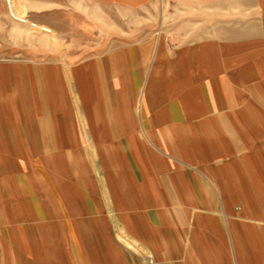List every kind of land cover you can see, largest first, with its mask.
Listing matches in <instances>:
<instances>
[{
  "label": "crops",
  "instance_id": "obj_1",
  "mask_svg": "<svg viewBox=\"0 0 264 264\" xmlns=\"http://www.w3.org/2000/svg\"><path fill=\"white\" fill-rule=\"evenodd\" d=\"M190 4L164 42L0 61V264H264V0Z\"/></svg>",
  "mask_w": 264,
  "mask_h": 264
},
{
  "label": "rangeland",
  "instance_id": "obj_2",
  "mask_svg": "<svg viewBox=\"0 0 264 264\" xmlns=\"http://www.w3.org/2000/svg\"><path fill=\"white\" fill-rule=\"evenodd\" d=\"M166 1L162 9L159 0H152L151 8L130 11L95 9L94 0H0V61L75 62L83 55L137 43L148 36L152 41L170 40L187 28L174 25L175 17L190 14V10L184 14L178 6L191 4L190 0ZM159 17L168 20L160 25ZM7 252L10 258L11 251ZM130 252L135 264H145L140 256L143 251L134 247ZM44 253L43 261L37 258L39 264L57 258L50 250ZM146 260L155 264L149 254Z\"/></svg>",
  "mask_w": 264,
  "mask_h": 264
},
{
  "label": "bare ground",
  "instance_id": "obj_3",
  "mask_svg": "<svg viewBox=\"0 0 264 264\" xmlns=\"http://www.w3.org/2000/svg\"><path fill=\"white\" fill-rule=\"evenodd\" d=\"M9 1V0H8ZM12 11V10H11ZM13 12V11H12Z\"/></svg>",
  "mask_w": 264,
  "mask_h": 264
}]
</instances>
